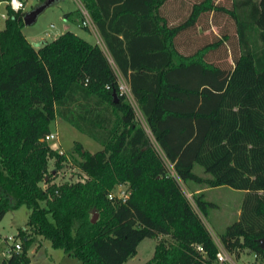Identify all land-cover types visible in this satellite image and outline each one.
Returning a JSON list of instances; mask_svg holds the SVG:
<instances>
[{
	"label": "trees",
	"instance_id": "16d2710c",
	"mask_svg": "<svg viewBox=\"0 0 264 264\" xmlns=\"http://www.w3.org/2000/svg\"><path fill=\"white\" fill-rule=\"evenodd\" d=\"M170 1L81 0L113 64L70 30L34 47L22 31L26 11L8 9L0 28V220L21 205L30 213L17 229L20 250L11 245L2 264H31L36 236L82 264H124L143 239L158 236L144 264H213L218 246L199 213L217 205L202 189L225 186L244 194L221 243L264 262V0H196L184 16ZM220 14L234 31L198 44V27L219 25ZM117 71L149 132L123 97L113 102ZM56 117L102 145L90 152L73 143L84 177L70 183L53 182L67 159L45 139ZM189 184L203 185L191 191L193 202L182 189ZM117 185L129 189L124 201L108 196Z\"/></svg>",
	"mask_w": 264,
	"mask_h": 264
},
{
	"label": "rangeland",
	"instance_id": "374dc122",
	"mask_svg": "<svg viewBox=\"0 0 264 264\" xmlns=\"http://www.w3.org/2000/svg\"><path fill=\"white\" fill-rule=\"evenodd\" d=\"M35 1L36 0H28L27 3H34ZM194 1L196 0H171L169 2L170 6L168 7L180 4V11L182 12L181 15L184 16L188 13L190 5ZM219 1L226 6H230L231 3V0ZM83 6L84 4L81 2V0H58L57 3H49V5L38 15L34 23L29 25L24 24L22 31L25 33V35L29 34V37H37L42 33L48 31V34L52 36L50 37L52 39L55 32H62L63 30V22L67 21L65 18H63V13L65 12L71 13L72 18L82 26L83 18L81 15L80 7ZM217 20L219 25L210 24V28L207 29L205 32L204 30H202L201 26L198 27L197 32L195 34L196 41L198 42V44L204 41L213 40L216 33L219 34V31L221 30H227V32L229 33H232L234 31L233 21L229 19L226 15H218ZM209 21H211L210 16L208 17V23ZM50 24H54L55 29L53 28L49 30ZM66 24L69 25V28L71 30L78 31L81 28L76 23L67 22ZM2 25L3 22H1V26ZM82 27L87 28L85 26ZM49 31L51 33H49ZM92 38V40H95L94 36H92ZM39 44H41V41L34 43L32 42V45L34 47L39 46ZM103 49H105L104 46ZM105 52L108 58L110 59L106 50ZM227 59H229V57ZM137 116L138 118H141L140 113ZM50 129L56 137L55 139L49 140L48 142L51 146H53V148L57 150L63 149L67 158L65 161L66 163L63 167L64 170H61V168L59 169L61 170L60 174L62 173V171H64V177L61 178L59 174L57 181H73L78 178L84 177L78 172L79 170L77 167V161L79 160V156L72 151L73 143L80 142L83 147L90 152H94L99 149V144L89 138L86 134L77 130L69 123L60 119L53 120L50 124ZM158 150L160 151L159 148ZM194 171L203 177H208V175L205 174L200 167L196 166L194 168ZM196 186L198 185H182L183 191L191 201V191L194 190V187ZM198 187H203V185H200ZM205 189H207V191L205 192L206 199L214 202L217 206L209 208L206 217H204L201 213L199 214L202 220L204 221L205 225L209 229L210 233L212 234L216 244L222 246V248L225 249L219 239V234L227 225L238 220L241 211V201L243 198V194L241 193V190H235L226 186L216 188L206 187ZM120 191H125L129 195V189L127 185H117L111 192L116 194L120 193ZM29 213V208L26 205H21L17 209L8 211L5 216L0 220V264H2L3 259L8 257L11 252L9 250V246L12 242L8 241L6 236H14L15 241L20 242V239L16 236L17 229L25 226ZM162 238L163 236L143 239L137 246V252L135 256L129 258L124 264H144L147 260L151 258L155 244ZM226 252L229 255L228 261L221 263L216 260L213 262V264H253L255 261H258V263L262 261L261 257L259 256H257V258H254L255 254L249 252L247 249L240 250L237 253H229L228 251ZM28 255L31 259V264H82L79 259L70 256L61 248L53 247L49 240L43 239L40 236H36L34 238L33 242L29 247Z\"/></svg>",
	"mask_w": 264,
	"mask_h": 264
},
{
	"label": "built area",
	"instance_id": "2783aa9c",
	"mask_svg": "<svg viewBox=\"0 0 264 264\" xmlns=\"http://www.w3.org/2000/svg\"><path fill=\"white\" fill-rule=\"evenodd\" d=\"M27 1L28 0H0V28L3 27L4 21L7 18L8 9H11L13 11H18V10L24 11L26 9ZM80 11H81V15H82V18H83L82 26H85V27L91 29L92 31H95L96 30V26H95L91 16L89 15L88 10L86 9V7H84V6L80 7ZM1 22H3L2 26H1ZM109 60H110V62H112L111 59H109ZM106 88L109 89L110 88L109 85H106ZM117 88H118V92H117L118 96L123 97L128 103H130L132 105V107L135 110L137 119L140 122L142 121L141 123L144 125L146 131L149 132V130L147 129V127L145 125L144 120L142 118H138V116H137L139 113L141 114V112H140V110L138 108V105H137L133 95H132L131 88H130L129 84L118 73H117ZM55 137L56 136L54 135V133L51 132L50 134H48L45 137V139L47 141H49V140L55 139ZM57 151L61 155L65 154L63 149H58ZM168 165H169V167H172L171 164L168 163ZM63 167L61 168V170L63 169ZM61 170H59V169L57 171L53 170V175H55V179H54L53 182H55L57 184L64 183V182L57 181L58 180L57 179L58 175L60 174ZM64 174H65L64 171H62V173L60 174L61 178L64 177ZM65 182H67V181H65ZM68 183H70L69 180H68ZM108 196H109L110 199L115 197V198H118V199H121L122 201H124L128 197V193H126L125 191H120V193H116V194L110 192V194ZM6 238H7L8 241L12 242L10 244V246L13 245L14 250H17V251L20 250V242H16L14 236H6ZM10 246H9V250L11 251ZM217 246H218V252L216 254V260L218 262H221V263L225 262V261H228L229 260V255L226 252V250L224 248H222V246H219V245H217ZM196 248L198 250H201V246L200 245H197ZM261 264H264V262H262Z\"/></svg>",
	"mask_w": 264,
	"mask_h": 264
},
{
	"label": "crops",
	"instance_id": "0c3cea01",
	"mask_svg": "<svg viewBox=\"0 0 264 264\" xmlns=\"http://www.w3.org/2000/svg\"><path fill=\"white\" fill-rule=\"evenodd\" d=\"M38 0H36L34 3H27V5H26V9H25V11L26 12H28V11H30V10H32V9H34L35 7H37V6H39V5H41L39 2H37ZM58 2V0H50V4H53V3H57ZM66 13V12H65ZM63 18H65L67 21L66 22H63V30H62V32H55V34H54V36H53V38L52 39H54V38H56V37H58L60 34H62L63 32H65V31H67V30H70V31H72V32H74L75 34H77L78 36H80V37H82V38H84L85 40H87L88 42H90V43H97V44H99L100 45V47L103 49V46H104V48H105V45H104V42H103V40H102V38H101V36H100V34H99V32H98V30H97V28H96V30L95 31H92L91 29L89 30L88 28H84V27H82L79 23H77L73 18H72V16H69V17H64V13H63ZM67 22H69V23H76V24H78L81 28H80V30H78V31H75V30H71L70 28H69V25L68 24H66ZM55 29V26H54V24H50L49 25V30L50 29ZM83 28V29H82ZM206 30H204V32H205ZM24 33V32H23ZM49 33H51L50 31H49ZM217 34V33H216ZM24 35H25V33H24ZM46 35H47V38L49 37H52V36H50V34H48V31L47 32H45V33H42L41 35H39V36H37V37H33V36H31V37H29V34H27V35H25L26 36V38H28V40L32 43H34V42H38V41H41V44L44 42V41H49L50 39L48 38H46ZM92 36H94V38H95V40H92L93 38H92ZM51 39V40H52ZM41 44H39V46H41ZM102 45V46H101ZM39 46H37V47H39ZM36 47V48H37ZM104 50V52H105V50H106V48L105 49H103ZM107 51V50H106ZM106 53V52H105ZM108 53V52H107ZM109 55V54H108ZM110 57V56H109ZM111 59V58H110ZM228 61H229V63H231L232 61H231V58L229 57V59H227ZM220 63H221V61H220ZM113 64V63H112ZM114 66V65H113ZM115 67V66H114ZM117 73L120 75V76H122L125 80H126V78L121 74V73H119L118 71H117ZM127 81V80H126ZM128 83V82H127ZM202 85H207L206 84V82L204 81L203 83H202ZM141 118L144 120V118H143V116H142V114H141ZM56 119H60V120H63V119H61V118H59V117H56L55 118V120ZM64 121V120H63ZM66 122V121H65ZM142 122V121H141ZM148 132V131H147ZM87 135V134H86ZM149 135H150V133H149ZM89 138H91L92 140H94L95 142H97L98 144H99V146H100V148L99 149H97V150H100V149H102V145L97 141V140H95L94 138H92V137H90L89 135H87ZM150 137H152L151 135H150ZM53 147V146H52ZM55 147V146H54ZM96 150V151H97ZM95 152V151H94ZM194 191L195 192H199L200 190H199V187L198 186H196V187H194ZM203 191H207V189H205V188H203L202 189ZM242 194H244V192L242 191L241 192ZM206 194V193H205ZM250 252V251H249ZM254 258H256V255L254 256Z\"/></svg>",
	"mask_w": 264,
	"mask_h": 264
},
{
	"label": "water",
	"instance_id": "95a60500",
	"mask_svg": "<svg viewBox=\"0 0 264 264\" xmlns=\"http://www.w3.org/2000/svg\"><path fill=\"white\" fill-rule=\"evenodd\" d=\"M50 0H47L45 3L35 7L34 9L28 11L25 13L24 17H23V21L24 24H32L36 21L38 15L49 5ZM112 98H113V102L116 103L119 100L118 94L116 91L112 92ZM96 213L93 215V217L91 218V222L94 223L96 221ZM263 247H264V243H263Z\"/></svg>",
	"mask_w": 264,
	"mask_h": 264
}]
</instances>
